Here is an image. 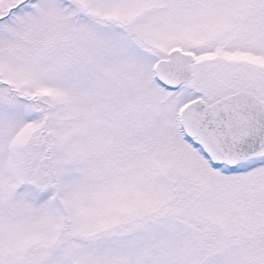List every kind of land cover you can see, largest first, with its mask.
<instances>
[{
  "label": "snow or ice",
  "instance_id": "6c2138e0",
  "mask_svg": "<svg viewBox=\"0 0 264 264\" xmlns=\"http://www.w3.org/2000/svg\"><path fill=\"white\" fill-rule=\"evenodd\" d=\"M0 264H264V0H0Z\"/></svg>",
  "mask_w": 264,
  "mask_h": 264
}]
</instances>
